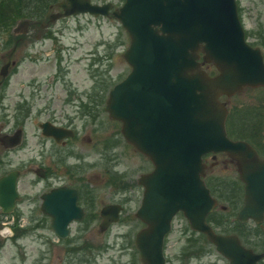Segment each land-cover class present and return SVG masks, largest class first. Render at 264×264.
<instances>
[{"label": "rangeland", "instance_id": "obj_1", "mask_svg": "<svg viewBox=\"0 0 264 264\" xmlns=\"http://www.w3.org/2000/svg\"><path fill=\"white\" fill-rule=\"evenodd\" d=\"M111 1L119 5L123 0ZM237 1L247 40L264 52V0ZM58 8L48 5L42 16L30 17L33 21L28 32L12 31L18 18L6 31L0 25V67L8 59L15 60L5 77L0 74V134L23 128L19 146L5 148L0 142V174L13 167L23 170L18 179L16 213H8L0 222V264H142L134 240L143 226L135 215L143 190L138 178L151 170L152 164L124 139L120 122L104 109L109 88L130 69L123 57L128 35L118 19L89 13L62 16L41 26ZM263 92L247 88L224 98L228 106L236 103L244 107L264 97ZM28 108L18 125L17 118ZM240 113L236 122L242 118ZM250 114L248 122L264 125L261 116ZM42 119L77 128L69 147L71 155L54 168L52 153L62 146L56 145L51 152V142L43 138L37 124ZM261 149L264 152V142ZM30 164L42 165L46 176L27 170ZM53 171L64 181L84 182L86 193L93 188L92 199L90 193L88 199L82 197L86 217L72 221L69 236L63 239L54 235L49 216L39 207V194L49 187L48 173ZM110 202L121 203L123 209L120 218L103 230L99 209ZM237 209L238 204L229 211L217 208L214 226L223 232L251 229L257 233L252 224L233 226L225 220ZM85 243L92 249L82 252L79 247ZM163 251L166 264H227L206 235L190 228L180 214L164 237Z\"/></svg>", "mask_w": 264, "mask_h": 264}, {"label": "water", "instance_id": "obj_2", "mask_svg": "<svg viewBox=\"0 0 264 264\" xmlns=\"http://www.w3.org/2000/svg\"><path fill=\"white\" fill-rule=\"evenodd\" d=\"M63 11L113 15L129 34L123 56L129 72L109 89L105 109L121 122V132L152 160L151 171L141 174L144 186L136 215L146 223L135 234L143 264H165L163 239L174 214L183 210L192 228L203 231L229 264H255L261 256L244 248L235 234L215 232L205 221L215 199L209 194L202 175V154L226 151L238 160L244 181L245 204L239 220L264 213V159L246 141L226 135L225 102L220 94H232L246 85H264L261 48L245 40L236 0H124L112 3L90 0H61ZM28 18L17 21L14 31H27ZM14 62V61H12ZM212 62L217 72L210 75L202 67ZM10 61L2 64L6 75ZM42 133L57 140L72 130L49 120L39 122ZM22 131L0 135L6 147L21 141ZM40 173V171H37ZM13 168L0 175V208L9 213L20 197ZM78 189L57 186L41 194L40 208L51 218L59 237L69 233V223L85 212L77 203ZM121 204L109 203L100 212L102 228L117 220Z\"/></svg>", "mask_w": 264, "mask_h": 264}, {"label": "flooded vegetation", "instance_id": "obj_3", "mask_svg": "<svg viewBox=\"0 0 264 264\" xmlns=\"http://www.w3.org/2000/svg\"><path fill=\"white\" fill-rule=\"evenodd\" d=\"M247 88L264 90V86H255V87H244L237 92L244 91ZM223 96L225 95H221V97ZM226 106H227L226 129L229 137L235 140H245L256 149L259 157L261 159H264V152L261 149V143L264 142V137H263L264 125H260L257 122L253 123L247 121V118L252 116L250 113H254L257 116H261L260 121L264 122V97L263 96L258 97L256 98L255 102L247 103L244 107L236 103H233L230 106H228L227 104ZM239 113L240 116L242 117L239 118L240 123L239 121L236 122L237 115ZM54 122H56V124L58 123L64 126H71V124L68 123L63 124V122L62 123L58 121H54ZM246 123L253 124L254 126ZM76 134H77V129L74 128V134L72 136L61 137L59 141H56L52 137H46V136L43 137L45 139L50 140L51 152H54L56 150V145L62 146L61 149L57 148L56 152L52 153L53 168L54 166H58L60 162L64 161L66 157L71 155V150L69 147L71 144V140L76 138ZM76 155L79 156L78 153H76ZM203 161L205 164L203 178L205 180L206 186L208 187L209 194L214 196L217 200V205L215 207H219L220 210L222 211H229L231 206H235L236 204H238V209L236 210L235 215L232 216L231 218L227 216V219L225 220L231 222L233 226H235V224H238V226L239 225L245 226L252 224L254 228L258 229L257 233H253L251 229L249 231L244 230L239 233L235 231H226L225 233H233L237 235L240 244L244 248L250 249L254 253L261 254V256L256 260L255 264H264V215L260 220H256L255 218L249 217L245 221H240L237 218L238 210L241 207H243L245 204L244 183L239 179L238 160L226 152L211 151L204 154ZM39 166L42 167V165H36L35 167H33L30 164L27 166V169L33 170L36 173V169H38L37 167ZM38 170L41 171V175L46 176V171L44 167L41 168V170L40 169ZM224 173L225 175H232V176L230 178L226 177L225 175L223 176ZM57 175L55 171L48 173V179L50 180L49 181L50 185L44 191L46 190L48 191L54 187L64 186V185L78 187L79 189L78 201L85 208V205L82 203V197L86 196V198L88 199L89 193L91 194L93 188L92 187L89 188L88 192L86 193L84 189L85 187L84 182L75 183L72 181L70 182L64 181L60 179ZM224 191L227 193V196L225 195ZM91 199H92V194H91ZM99 213H100V209H99ZM177 214L184 216L183 212L180 210L177 211L175 216ZM210 214L211 212L206 215V220L213 226L214 216L216 215L215 214L210 215ZM101 221H102V216H101ZM87 249L91 250L92 248L88 245ZM225 258L227 260V264H229L230 262L229 259L227 257Z\"/></svg>", "mask_w": 264, "mask_h": 264}, {"label": "trees", "instance_id": "obj_4", "mask_svg": "<svg viewBox=\"0 0 264 264\" xmlns=\"http://www.w3.org/2000/svg\"><path fill=\"white\" fill-rule=\"evenodd\" d=\"M54 1L56 0H0V25L4 29L3 31L10 28L16 18L24 16L37 18L42 16L49 3ZM27 111L29 112V108L24 109L17 121L25 118L28 114ZM4 216L6 214L0 211V222L4 220ZM2 245L3 242L0 240V247Z\"/></svg>", "mask_w": 264, "mask_h": 264}]
</instances>
